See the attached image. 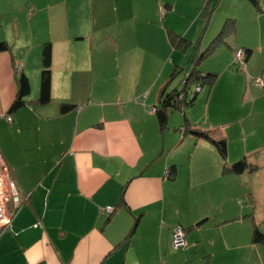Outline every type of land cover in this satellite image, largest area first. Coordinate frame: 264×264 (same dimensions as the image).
I'll return each mask as SVG.
<instances>
[{
    "label": "crops",
    "instance_id": "obj_1",
    "mask_svg": "<svg viewBox=\"0 0 264 264\" xmlns=\"http://www.w3.org/2000/svg\"><path fill=\"white\" fill-rule=\"evenodd\" d=\"M14 1L28 9L4 26L8 11L0 0V41L11 46L0 52V150L23 202L0 233V264L226 263L213 246V230L227 221L216 214L218 206L190 209L187 203V213H181L175 197L197 188L199 161L215 166L223 158L210 141L177 133V111L162 129L154 108L161 91L171 90L173 69L188 67L219 39L213 54L222 49L226 56L220 75L233 78L219 87L226 94L219 97L215 82L206 104L227 95L235 100L214 103L217 119L199 124L226 137L227 162L232 151L236 157L244 151L264 156V62L255 69L250 55L243 68L231 67L239 48L264 55V11L249 0ZM230 22L235 30L219 38ZM171 30L196 41V50L195 43L174 49ZM46 42L53 49L52 92L50 102L41 104ZM15 66L28 75L32 92L10 112L18 89ZM63 103L74 107L62 111ZM251 118L258 132L247 130ZM247 135L252 145L234 147ZM172 166L174 178L167 174ZM185 166L192 179L186 184ZM254 167L242 174L261 172L260 165ZM256 220L263 229L264 215ZM178 226L188 231L186 243L175 247Z\"/></svg>",
    "mask_w": 264,
    "mask_h": 264
},
{
    "label": "rangeland",
    "instance_id": "obj_2",
    "mask_svg": "<svg viewBox=\"0 0 264 264\" xmlns=\"http://www.w3.org/2000/svg\"><path fill=\"white\" fill-rule=\"evenodd\" d=\"M1 4L3 5L4 9L8 11L7 16L5 17L3 22L4 26L6 23L12 21L16 17H25V10L28 9L26 7L27 4L20 6L14 0H3ZM11 6H13V8H11ZM89 11L93 14L94 9L92 3ZM184 23H188V21H182V24H178V27H182ZM199 39L200 38H197L196 40L198 41ZM193 43H190L189 48L192 47ZM196 43L194 44L195 50L197 46ZM224 46L226 50H230V53H232L233 50L228 46V44H225ZM214 48L216 49L215 45L211 48V53L207 54V56L200 61L199 67L202 71L211 72L216 75L215 82L218 81L216 88L219 97L221 93L223 95H226L222 92V90L219 89V87L223 88V84L229 83L228 81H231L233 77L230 78L229 75L225 74V76L220 75L222 71V61L226 59V56H224L225 54L219 52L222 49H219V51L216 52L214 55ZM206 49H204V51ZM252 55L254 56L253 62L255 63L253 65V68L257 69L262 67L261 65H263L264 62V55L258 53L256 54L254 53V51L252 52L251 56ZM235 57L236 52L233 56L234 60ZM231 67L234 68V70L240 69L237 64H233ZM181 76L183 77L184 74L182 73L174 79L171 84V90L178 86ZM257 81H259V79ZM211 89L212 87L210 86V84H205L203 87V92L200 91V98L198 97V102H200L201 104L197 105V107H194V111L196 112V114H194V111H191L192 108L187 109V117L189 118L190 122H200L204 125L212 123L217 119V116L211 113L212 108L214 109L216 105H226V102H233L235 100L227 95L219 100H216L214 102V106V103L212 104V100L210 98L211 101H209V106L206 103L209 99L208 92ZM194 90L195 86L193 85L192 91ZM175 114L178 118H180V121L183 122L184 116L179 111H177ZM220 117L221 116H219L218 119H220ZM256 122L257 119H249L247 130H253L252 132H258L260 127L256 126ZM176 125L178 126L177 128H180L182 126L178 125V122H176ZM177 133L180 135V129ZM250 136L251 135H247L246 138H243V142L241 141L240 145L238 142H235L233 144L234 147H240L244 145V143L252 145L253 137L251 138ZM257 152L258 151L247 153V151H244L236 157L237 153L235 151H232V159L234 162L246 159L251 165V167L253 165H260L261 172L254 174L250 173L248 175L235 173L234 171L229 169V164H233L234 162H225L226 160L220 153V156L221 158H223V161L221 163L220 160L215 164V166L214 163L211 164V162L206 160V163H203L202 161L198 162L200 164H198V170L202 169V172H199L197 174L198 178L196 179H198L199 181V183L196 185L197 188L194 187L193 189H186L187 186H184L183 189L186 190H182L180 192V195L177 194L175 196H180L179 199L181 201L180 203H176V206L180 208L181 213H187V203H189V207H191L190 209H192L193 207L195 208V206L197 205H199L200 208L209 205V208L212 206H218L216 214H219L221 216L223 215V219L227 218L225 224H222V226L213 230V235H217L215 238L216 240H214L213 246L217 248L218 252L220 251L218 253V257L223 260L222 262H226L224 264H264V242H260L254 245L252 242L253 234L252 232L249 234L248 230V228H251V226L253 228V223H256V219H258L259 215H264V159L258 158L260 153L257 154ZM185 158H187V156H185ZM227 160L229 161L228 157ZM257 177L259 178V180L255 179ZM190 180L192 181L191 170L188 168V166H185V184L187 182L189 183ZM196 194H198L199 196L198 199ZM244 210H246L247 213H244ZM233 211L235 217L233 216ZM230 214L232 216L231 218H229ZM237 217H240V219H242L240 221L241 223H238L236 221ZM243 219H245V221ZM260 224L261 223H258V227H260L261 231L264 233V228L262 229ZM232 244L234 245V247H232ZM222 248L223 253L221 252ZM223 256L226 257V259H223Z\"/></svg>",
    "mask_w": 264,
    "mask_h": 264
},
{
    "label": "trees",
    "instance_id": "obj_3",
    "mask_svg": "<svg viewBox=\"0 0 264 264\" xmlns=\"http://www.w3.org/2000/svg\"><path fill=\"white\" fill-rule=\"evenodd\" d=\"M255 6H257L260 10L264 11L263 4L260 3L259 0H249ZM235 30L234 23L230 22V24L224 25L223 31L220 38L223 35H227ZM169 38L171 44L174 49H184L187 50L190 46L191 41L184 35L179 34L173 30L169 33ZM219 42V39L217 40ZM216 42V44L218 43ZM215 44V47H216ZM211 46L205 52L199 54L193 62L186 68L173 69L171 74L169 85L174 81V79L180 74H184L181 76L179 84L173 90L168 91L164 88L159 97V105L155 107V113L158 116L160 121V125L162 129L167 127L168 120L170 117V113L174 111H181L185 116V122L179 128L182 134L185 136L187 132L193 133L197 136H200L208 141H210L213 145H215L223 158L227 162L228 157V143L225 136L221 133H218V129H205L199 123L197 125L190 122L187 117V109L192 107L195 101L198 99L200 91L203 89L205 84H210L212 87L215 84L216 75L211 72L202 71L199 67L200 61L204 59L207 54L211 53ZM11 49L10 44L6 40L0 41V52L8 51ZM215 49V48H214ZM245 49V48H244ZM252 53V49H245V55L243 61L235 62L233 64H237L239 68H243L245 64V59L249 58ZM52 64H53V49L51 42H46L43 47V59H42V71H41V85H40V95L38 101L41 104H47L51 100V92H52ZM16 67L17 71V94L15 99L13 100L10 106V112L17 111L21 107L26 104V98L30 96L32 92V85L28 75L20 68ZM193 85L195 86V90L192 91ZM199 87V89H197ZM74 106L69 103L62 104V111H67L72 109ZM185 133V134H184ZM228 164V163H227ZM229 169L234 171L235 173L242 174L246 171H253L255 169L254 166L248 163L246 159L239 160L234 162L233 164H229ZM177 173V168L172 166L170 171L167 172L168 176L174 178ZM122 199V198H121ZM138 220L134 224V229L137 225ZM185 232L188 230L182 227ZM252 239L254 243L264 242V233L261 231L258 224H254V229L252 233Z\"/></svg>",
    "mask_w": 264,
    "mask_h": 264
},
{
    "label": "built area",
    "instance_id": "obj_4",
    "mask_svg": "<svg viewBox=\"0 0 264 264\" xmlns=\"http://www.w3.org/2000/svg\"><path fill=\"white\" fill-rule=\"evenodd\" d=\"M165 11L166 9L163 8L162 13H165ZM244 55L245 49L239 48L236 51L235 60L237 62L243 61ZM197 89H199V87H197ZM8 120L11 121L12 117H9ZM22 202V195L14 177L13 170L0 150V233L10 224L11 220L20 209ZM106 210L112 211L113 206H108ZM185 243L186 232L181 226H178L174 230L173 244L177 247Z\"/></svg>",
    "mask_w": 264,
    "mask_h": 264
}]
</instances>
